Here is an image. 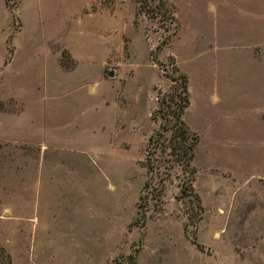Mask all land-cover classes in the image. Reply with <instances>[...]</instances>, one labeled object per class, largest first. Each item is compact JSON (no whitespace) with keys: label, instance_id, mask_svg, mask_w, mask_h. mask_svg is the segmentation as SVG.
Wrapping results in <instances>:
<instances>
[{"label":"rangeland","instance_id":"rangeland-1","mask_svg":"<svg viewBox=\"0 0 264 264\" xmlns=\"http://www.w3.org/2000/svg\"><path fill=\"white\" fill-rule=\"evenodd\" d=\"M169 2L0 0V264H264V0ZM181 73L203 219L170 184L143 223Z\"/></svg>","mask_w":264,"mask_h":264},{"label":"trees","instance_id":"trees-1","mask_svg":"<svg viewBox=\"0 0 264 264\" xmlns=\"http://www.w3.org/2000/svg\"><path fill=\"white\" fill-rule=\"evenodd\" d=\"M9 3V0H7ZM158 12L154 18L168 22L178 28L174 7L169 0H159ZM164 9V10H162ZM170 36L165 38L158 46L162 50L168 44ZM179 87H174L169 93L160 94L159 109L154 113L159 114L160 129L149 140L146 150V167L148 179L142 189L138 205V220L143 223L148 218V212H160L165 205L168 185H176L179 189L178 199L189 206L194 214L188 213V220L199 222L203 219L204 206L200 195L195 190L197 169L195 160L201 139L185 120V115L190 107L189 79L186 74L170 77ZM189 224L185 225L188 232Z\"/></svg>","mask_w":264,"mask_h":264},{"label":"crops","instance_id":"crops-1","mask_svg":"<svg viewBox=\"0 0 264 264\" xmlns=\"http://www.w3.org/2000/svg\"><path fill=\"white\" fill-rule=\"evenodd\" d=\"M259 47H264V43L263 44H256L255 46H254V48H253V50L254 51H256V50H258V48ZM254 60V59H253ZM56 66L58 67V70L60 71V72H63L62 71V69L60 68V65H59V63H58V60L56 59ZM12 64V63H11ZM11 64H9V65H11ZM255 64H257V62L255 63ZM10 67V66H9ZM64 73V72H63ZM65 74V73H64ZM63 89V87H62V85H60V83H58L57 85H56V91H59L60 92V90H62Z\"/></svg>","mask_w":264,"mask_h":264}]
</instances>
